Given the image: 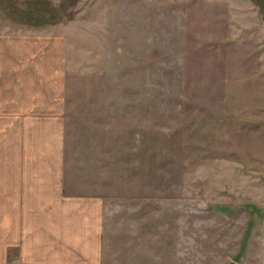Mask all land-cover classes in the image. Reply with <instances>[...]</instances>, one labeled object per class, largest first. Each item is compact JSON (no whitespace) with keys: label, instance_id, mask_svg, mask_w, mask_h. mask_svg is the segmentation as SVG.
<instances>
[{"label":"rangeland","instance_id":"1","mask_svg":"<svg viewBox=\"0 0 264 264\" xmlns=\"http://www.w3.org/2000/svg\"><path fill=\"white\" fill-rule=\"evenodd\" d=\"M0 264H264V0H0Z\"/></svg>","mask_w":264,"mask_h":264}]
</instances>
